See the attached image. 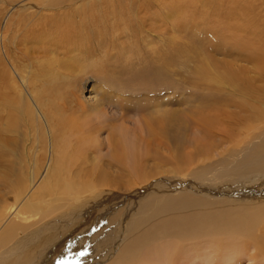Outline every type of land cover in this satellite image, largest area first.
I'll list each match as a JSON object with an SVG mask.
<instances>
[{"label": "bare ground", "instance_id": "bare-ground-1", "mask_svg": "<svg viewBox=\"0 0 264 264\" xmlns=\"http://www.w3.org/2000/svg\"><path fill=\"white\" fill-rule=\"evenodd\" d=\"M10 1L30 16L17 21L11 54L12 17L1 32L10 72L0 92V264H264V43L245 20L264 0H223L215 23L233 45L215 46L231 61L206 53L191 87L226 96L194 106L192 136L181 111L157 104L130 124L122 107L115 120L111 86L100 82L97 97L88 76L118 49L125 58L144 29L155 31L150 21L173 32L186 11L179 0L165 13L153 12L158 0ZM191 4L201 21L217 13ZM168 66L159 71L170 75Z\"/></svg>", "mask_w": 264, "mask_h": 264}, {"label": "rangeland", "instance_id": "rangeland-1", "mask_svg": "<svg viewBox=\"0 0 264 264\" xmlns=\"http://www.w3.org/2000/svg\"><path fill=\"white\" fill-rule=\"evenodd\" d=\"M158 1L159 3H161L159 4V6H163L161 7V9H158L156 7L154 8V6L156 5L154 4V2H152L154 9L153 12L157 10H163L165 13V11L168 10H166V8H168V3L171 2V0ZM206 1L212 4V6L215 7L213 9L217 12L216 14L212 15L213 17L211 16V18L213 19H210L211 22H207L204 20L201 21L200 17L197 16V14H193L194 9L196 8L194 4H191L192 0H179V2H176L175 7L181 8V6H183L184 8H186V11L178 13V24L173 32L166 25H163L162 22H160V19H157V22L150 21L151 24L156 27L155 31H145L146 29H144L139 35L140 37L135 38L134 41L130 43V46L124 49L126 51L125 56L128 58H124V55L121 53L123 49H118V51L121 52L114 51L109 55L107 59H102V62L97 61V65L101 67V70L103 72H101V74H99V72L95 74L89 73L88 76L92 77L94 81H97V83L91 81L90 84H95V93L97 97H99L103 93L102 91H99L97 87L99 86V84H101L100 82L111 86V89L109 88L111 95L108 91L107 94H109L108 96L110 98L106 100L105 110L110 115H115V120L118 119L117 117H119V114L121 112L123 113L122 107H128L130 109L124 113L126 117L125 120L128 123H132L134 122L136 116L137 118H140V116L142 115V113L139 114L140 112H137L140 107H152L157 104L163 106V108H172L181 111L185 116L186 121L190 123V126H186L187 134H189V136H192V131L197 128L198 124L197 121H195L192 117L196 115V113L194 112L196 110L194 109V106H199V102L206 97L212 99L210 101L212 103L213 101H216L217 98H223L224 96H226V94H223L224 92L203 91L198 87H191V84L193 83L192 81L194 80L192 71L197 65H200V61L201 59H203L206 53L208 54L207 56H209L210 60H214V62L218 64H221V62L228 63L231 61L229 56L224 52L221 53L220 48L217 47H222V42H226V44L228 42V47H232L233 45V42H229V39L227 38L228 31L224 32L227 28H220L218 24L215 23L219 20L222 21L224 19L223 16L221 18L219 14L221 13L219 9L223 4V0ZM165 3L166 5H164ZM257 8L258 9L253 10L250 15L245 18V20L250 19L252 21L253 28L251 32L253 35H256V43L263 44L264 3L261 6L258 5ZM146 9L149 10V7H147ZM190 11L193 12L191 13ZM18 12L19 10H17V7H15L14 4L12 5L11 1L9 2V0H0V41L1 32L4 28V25L6 24V22L7 26L9 24L7 19L9 21L12 19V21L14 22L13 23L11 21L13 25L11 24L8 29L11 33L6 32L5 49L7 50V52L10 51L9 54L12 53L11 43L14 37L17 35V33L18 35H21L20 32L22 29H24L23 25H25L23 23V25L21 24V26H19L17 21L20 22V20H23L24 18L28 19L30 16V13L20 14ZM214 19H216V21ZM150 22L147 21L144 25V28L149 27L148 25ZM137 29L138 27L136 24L132 25V32L136 33ZM22 38L23 37H21L17 42L19 43ZM223 38L225 39V41H223ZM228 47L226 46V50H229ZM2 49L3 47L1 46L0 42V73H2L0 74L1 94L5 92L4 85L6 83L5 81H7V76H9L7 73L10 72V63L5 58L4 49ZM259 49H261L262 54H264L263 47H260ZM93 58L95 60V57ZM99 59H101V56L99 57ZM166 62L169 63L167 70L170 75L159 71L160 67L163 66ZM233 64L234 63L232 62V65ZM236 64L238 68H246L249 73H252L251 71L253 66L251 64L245 61H239ZM221 67L222 68H220V70L224 71L228 75H232L233 77L237 76V73L231 72L235 71V67L229 69L230 65L227 64L221 65ZM155 73H160L158 83H153L152 81L154 79ZM138 78H144L143 80L147 83L141 84L137 81ZM108 79L112 85L109 84V82L107 81ZM127 83H130L129 87L125 86ZM86 87L87 85L81 86V91L78 94V98L83 104H85L84 100H86L88 96L86 94ZM192 111L193 114H191ZM233 111V109H228L224 110V113L227 114ZM182 151L188 158H193L191 155L195 153L191 146L185 147ZM198 163L202 162L200 161ZM241 264L245 263L241 262Z\"/></svg>", "mask_w": 264, "mask_h": 264}]
</instances>
